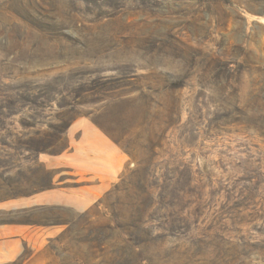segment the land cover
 <instances>
[{
  "label": "rangeland",
  "instance_id": "1",
  "mask_svg": "<svg viewBox=\"0 0 264 264\" xmlns=\"http://www.w3.org/2000/svg\"><path fill=\"white\" fill-rule=\"evenodd\" d=\"M104 1L0 0V77L1 73L21 72L26 75L13 83L28 79L34 85H44L46 78L52 80L59 73L65 74L73 68L80 69L78 72L88 84L95 80L98 86L112 87L114 80L107 81L122 72L146 73L136 67L142 63L120 53L112 57L104 55L93 40L88 42L97 48L95 52H99L96 60H92V48L83 55L88 59L85 65L71 56L59 60L51 57L53 49L45 46L50 41L48 35H33L20 26H69L72 36L84 40L85 30H80V26H98V33L103 35L113 28L118 30L119 26H186V21L202 6L197 5V0H147V3L142 0H110L108 7ZM206 2L209 5L204 6L206 3H203L201 13L206 16L203 22L208 21V26H228L223 31L231 42L243 37L240 28L249 26L251 38L257 35L255 42L264 44V0ZM109 12H117V15L107 19L104 15ZM23 38L25 47L29 46L28 42L39 41L48 52L29 51L28 54V51H20L17 45ZM253 44L264 61V51L256 48L258 43ZM65 60L67 63L62 65ZM163 60L167 65L160 69L161 75L176 72L173 60ZM116 67L123 71L114 70ZM154 78L157 77L145 78L144 84ZM151 83L153 88L160 86L154 80ZM132 88L133 85H128L123 90ZM148 93V102L140 100L133 109L126 107L127 104H115L112 99L80 106L77 118L68 130V138L64 140V145L68 144L66 149L60 154L40 155L43 165L49 169L50 175L53 174L52 180H23V176H30L36 170L35 165L26 162L31 154L9 147L18 141L17 137L8 136L9 125L5 124L0 129V173H5L3 164L21 162L19 169H13L9 175L13 182L0 178V223L10 226L15 232L12 237L17 239L16 255L6 259L4 253L2 264H113L119 250L118 234L131 224L141 225L144 220L147 223L141 227L145 230L143 236L150 240L146 252L152 258L145 264H209L185 260L165 262L161 259L176 245L190 246L188 243L191 241L188 236L163 238L165 231L160 227L162 216L157 203L143 214L146 197L140 184L148 182L155 187L159 182L174 178L179 169L187 170L191 165L199 168L203 178L242 182V179L254 175L264 148L257 139L243 134L239 127L231 129V132L208 127L220 110L214 106L221 100L220 94L210 95L199 85L180 91L169 88ZM146 106L148 115L144 109ZM175 108L177 114L171 115ZM91 111H97L100 126L88 115ZM30 114L33 117L21 115L16 118L35 123L44 116L39 109L30 110ZM175 120L179 125L169 131L163 149H149V140H157L161 127ZM114 138H122L123 145H128L133 154ZM41 184L52 187L28 194L33 186ZM100 198L103 202L98 204ZM151 201H160L156 191ZM212 211L207 222L197 231L210 229L217 223L225 228L226 235L237 241L235 253L253 251L254 258L263 261L264 251L255 252L254 243L264 240V221L251 226L246 215L238 214L234 220ZM261 261L257 259L256 263Z\"/></svg>",
  "mask_w": 264,
  "mask_h": 264
},
{
  "label": "trees",
  "instance_id": "2",
  "mask_svg": "<svg viewBox=\"0 0 264 264\" xmlns=\"http://www.w3.org/2000/svg\"><path fill=\"white\" fill-rule=\"evenodd\" d=\"M142 1L147 3V0ZM104 3L109 7L110 0H105ZM203 3H206L204 6L209 5L206 0H197V5L202 6L186 21V26H119L118 30L113 28L106 32V35L98 33V26H80V30H85V34L82 35L84 40L72 36L69 26H20L33 35L40 37L43 34L48 35L51 42L45 46L53 49L51 57H57L56 59L63 60L65 56L76 57L85 65L88 59L83 55L92 48L94 51L92 60H96L99 52H95L97 48L90 46L88 42L93 40L98 43L102 54L112 57L120 53L133 61L138 59L142 64L136 67L146 71L143 74L136 71L129 74L122 72L118 77H112L107 81L114 80L112 87L103 84L98 86L95 80L88 84L82 73L78 72L80 69L73 68L65 74L59 73L58 77L52 80L46 78L44 85H34L28 79L13 83L20 76L26 75L25 73H1L0 129L5 124L11 127L8 136L17 137L18 141L9 147L31 154L26 162L36 167L34 173L23 176V180L43 182L46 178L53 179V174L50 175L49 169L43 165L40 155L60 154L66 149L68 144L64 145V140L68 138V130L77 118L76 113L80 106L112 99L115 104H127L126 107L133 109L140 100L148 102L150 99L148 91L161 92L169 88L180 91L199 85L210 95L220 94L221 100L214 104L220 110L216 113L214 122L208 127L221 132H231V129L239 127L243 134L257 139L259 145L264 148V61L253 43H258L256 48L259 51H264V44L255 42L254 38L257 35L251 38L249 26L240 28L243 37L231 42L230 37L223 31L227 30L228 26H208V21L203 22L206 18L201 13L204 9ZM116 15L117 12H109L104 17L109 19ZM28 44L29 46L25 47V38L19 39L17 47L20 51H28V54L29 51L48 52L39 41ZM164 58L173 60L176 72L161 75L160 69L166 68L167 65ZM17 59L15 57L14 60ZM66 63L65 60L62 65ZM115 69L123 71L119 70V67ZM147 77H157L149 80V83L154 80L160 86L153 88L149 83L144 84ZM128 85H133V88L124 91ZM35 109L44 113V116L40 120H35V123L16 118L21 115L33 117L30 110L33 112ZM144 109L148 115V106ZM176 114L175 108L171 115ZM88 115L100 126L97 111H91ZM177 125L179 122L176 120L167 122V126L161 127L157 140H149L147 147L163 149L169 131ZM114 139L128 153L133 154L128 145H123L122 138ZM261 156V161L257 162L259 163L257 170L253 171L254 175L245 178L246 180L242 179V182H222L213 177L203 178L199 168L193 165L187 170L179 169L174 178L159 182L155 187L148 182H141L140 189L146 197L143 214L148 213L154 203H157L162 216L160 227L165 231L162 234L163 238L188 236L191 241L188 244L192 248L186 244L176 245L171 253L162 255V260L209 264H264V253L263 261L261 258H254L253 251L235 253L237 241L226 235L225 228L217 223L212 224L210 229L197 231L207 222L210 217L208 214L212 210L214 214L223 213L234 220L238 214L246 215L251 226L255 222L264 221V179L261 178L264 176V154ZM20 163L14 161L3 164L5 173H0V178L6 182H13L9 175L13 169H19ZM51 187L45 184L36 185L28 194H35ZM154 191L160 201L152 203L150 199L152 200ZM102 202L103 198H100L98 204ZM146 223L144 220L141 225L131 224L126 230L123 229V233L118 234L119 250L113 264H145L151 261V256L146 252L150 240L143 236L145 230L141 228ZM161 240L165 242L164 239ZM263 243L264 240L254 243L255 252L264 251ZM163 249L166 250V247ZM257 259L261 263H256Z\"/></svg>",
  "mask_w": 264,
  "mask_h": 264
},
{
  "label": "crops",
  "instance_id": "3",
  "mask_svg": "<svg viewBox=\"0 0 264 264\" xmlns=\"http://www.w3.org/2000/svg\"><path fill=\"white\" fill-rule=\"evenodd\" d=\"M2 203V201H0ZM2 205V204H1ZM13 206H8V208H12ZM18 231H16V234ZM15 234V232L10 228V226H5L0 223V264H2V259H11L16 254L15 252V245L17 243V239L13 238L12 236Z\"/></svg>",
  "mask_w": 264,
  "mask_h": 264
}]
</instances>
